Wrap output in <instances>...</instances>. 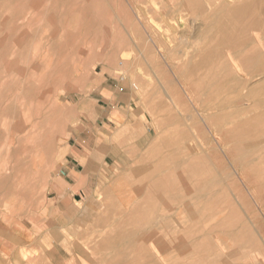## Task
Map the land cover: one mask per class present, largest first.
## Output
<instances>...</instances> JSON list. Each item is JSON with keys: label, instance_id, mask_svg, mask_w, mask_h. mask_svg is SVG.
I'll use <instances>...</instances> for the list:
<instances>
[{"label": "rangeland", "instance_id": "374dc122", "mask_svg": "<svg viewBox=\"0 0 264 264\" xmlns=\"http://www.w3.org/2000/svg\"><path fill=\"white\" fill-rule=\"evenodd\" d=\"M15 1L0 0V29L25 7L35 35L27 59L43 57L46 66L33 85L56 101L57 112L48 103L42 116L30 118L28 127L40 137L27 143V172L18 170L19 177L6 184L0 180V264H264V61L242 58L248 63L241 73L232 63L224 70V55L235 51L227 41L240 26L229 9L204 7L196 27L208 30L194 34L187 24L174 36L171 21L151 14L156 1L145 0L139 4L146 9L142 19L156 40L146 38L142 27L134 31L144 40L128 49L120 30L129 15L137 19L133 0ZM179 7L191 21L190 1L188 10ZM260 43L256 54H264ZM7 45L9 55L25 51ZM246 45L237 48L241 57L252 49ZM107 85L111 93L103 96ZM102 109L114 114L104 117ZM95 133L111 136L115 153L95 145ZM14 139L12 132L0 136V143L8 142L0 149L1 169L15 165L14 154L7 153ZM126 143L130 150H124ZM87 147L100 150L93 165L78 166V178L88 186L67 184L68 150ZM43 150L58 152L50 160L42 158ZM43 169L51 171L44 184ZM34 184L41 195L36 203L18 192ZM24 233H33L32 239Z\"/></svg>", "mask_w": 264, "mask_h": 264}, {"label": "bare ground", "instance_id": "6f19581e", "mask_svg": "<svg viewBox=\"0 0 264 264\" xmlns=\"http://www.w3.org/2000/svg\"><path fill=\"white\" fill-rule=\"evenodd\" d=\"M15 1V0H14ZM25 1V0H24ZM145 0H133V2H135L137 4V7H135L133 10L135 11V16L137 17V19H131V15H129L130 17L126 19L125 22H123V29L124 31L126 32V35L127 37L125 36V33L124 31L120 30V35L122 34V36L124 37L122 39V45L123 46H126L125 48H130V44L131 42H136L137 45H139V40H144V38H142L141 36H137V34H135V31L134 30H137L139 32V30L142 29V27L144 28V33L146 34V38L148 36V38H150L153 42L154 40H156V34H151L150 31H149V28L146 24H144L143 22V19L142 17L145 16V8H142L141 6H139V4H141L142 2H144ZM156 1L155 3V7H153V13L151 14H154L155 16H157L158 18L162 19V20H167V21H171L172 23L169 24V26L171 27V32L172 34L175 36L177 35L178 33V30H180L181 27H184V26H187V24H191L190 26L193 27L194 30L192 31H196L194 34H197V32H199L198 30L201 29V25L200 24H197L200 25L199 28L196 27V22L199 18H197V16L199 14L197 13H201V10H203V8L205 7L209 12H214L216 8H221L223 7L224 9L227 8L229 9L228 12L231 13V15L233 14L234 17L237 19V22L239 23V27L235 30V32H233L235 34V38L233 40H229L227 41V44L228 42L231 43V41L234 43V48L233 50L235 51H232V52H228L226 55H224V61H223V64L225 66V64H228V66L232 63V65L234 66V68L238 71V73H241V71L243 70V68L247 67V62H245L243 59H246V60H249V61H252L254 58H261V60L264 61V54L263 52H261L260 54H256V48L257 45H260L261 41H264V0H154ZM187 4V1L191 3V8H192V11H191V16H193V19L190 21L189 20V13H185L184 12L182 13V9L179 7L180 5L181 6H185L186 7V4ZM16 4H19V2L15 1ZM26 2V1H25ZM50 2V1H49ZM58 2V1H57ZM108 2V1H107ZM61 3V2H60ZM62 3H63V0H62ZM129 3V2H128ZM15 4V3H14ZM27 4V2L25 3ZM71 4V3H70ZM135 4V5H136ZM61 5L60 4V8H61ZM110 5V4H109ZM18 6V5H17ZM34 6L36 8H38L39 6H41V2L39 3H36L34 4ZM33 6V7H34ZM116 6V5H115ZM144 6V5H143ZM45 7V6H43ZM54 7V6H53ZM71 7V6H70ZM116 8V7H115ZM146 8H147V5H146ZM197 9L196 10H194ZM231 8V9H230ZM25 7H19L17 8V12L15 15H12V21H11V25L8 26V24H3L5 29L3 31V26H2V31L0 29V33L2 32V34L6 33L8 34L9 36L7 37H0V136H2L4 134V131H5V134H9L12 132V135L14 136V142L13 143V147H9L7 148L8 150V154H14L13 156V163H15V165H13V169H10L8 168V166H6V168H0V180L3 181L5 184L7 183L8 179H11V181L13 180V178L15 177H19V174H18V170H22L23 172H21V174L23 175L24 174V170H25V173L27 172V167H26V161H27V156H26V153L28 152L27 150V143L29 141H35L36 139H39L40 137V134L39 133H36V131L34 132V130H31V128L28 127V125H30L29 123H31L34 119V116H36L37 118H39L40 116H42L44 114V108L46 107V105L48 103H50L49 105H51V108L53 110V114H55L57 112V104H56V101L55 102H51L53 100L50 101V99H48V94L45 93V91L41 88V87H36L35 89V86L33 85L34 83V79H35V75L37 73H39V80H40V77L41 75H43L44 73V70H43V64H44V60H43V57H36L34 60L32 61H28L27 59V51H26V46L27 44L29 43V40L34 37V30L30 29L31 27H29V15L27 16V13H25ZM43 9V8H42ZM51 9V8H50ZM138 9V11L136 10ZM145 9V10H144ZM187 9V7H186ZM226 9V10H227ZM11 10V9H10ZM22 10L24 12H22ZM41 10V8H40ZM39 10V11H40ZM54 10V9H53ZM52 10V11H53ZM60 10V9H59ZM188 10V9H187ZM191 9H189V12H190ZM12 11V10H11ZM34 11V10H33ZM51 11V12H52ZM55 11V10H54ZM114 11V10H113ZM199 11V12H198ZM221 11V10H220ZM219 12H216V13H220ZM224 11V10H223ZM222 11V12H223ZM9 12V11H8ZM32 12V11H31ZM29 12V13H31ZM35 12V11H34ZM49 12V13H51ZM60 12V11H59ZM58 12V13H59ZM146 12H150L149 10L146 11ZM45 13V12H44ZM43 13V14H44ZM48 13V14H49ZM64 13V12H63ZM109 13V12H108ZM134 13V12H133ZM33 14V13H32ZM38 14V13H37ZM207 14V12L205 13ZM209 14V13H208ZM214 14V13H213ZM7 15V13L5 14ZM4 15V16H5ZM9 15V14H8ZM46 15V14H44ZM110 16L113 15V14H109ZM108 15V16H109ZM114 15H117V14H114ZM212 15V14H211ZM210 15V17H211ZM226 15V14H225ZM47 16V15H46ZM202 16V15H200ZM205 16V15H204ZM213 16V15H212ZM219 17V15H217ZM7 17V16H6ZM35 17V16H34ZM50 17V16H49ZM114 17V16H113ZM216 17V18H218ZM233 17V18H234ZM10 18V17H7V19ZM47 18V17H46ZM119 18V17H117ZM151 18V17H150ZM153 18V17H152ZM151 18V19H152ZM208 18V17H207ZM215 18V19H216ZM3 19V18H2ZM6 19V20H7ZM53 19V18H52ZM59 19V18H58ZM63 19V18H62ZM70 19V18H69ZM108 19V18H107ZM121 19V18H120ZM201 19V18H200ZM225 19V18H223ZM9 20V19H8ZM115 20V18H114ZM123 20V19H122ZM214 20V19H213ZM4 20L0 21L2 24ZM58 21V20H57ZM153 21V20H152ZM208 21V19H207ZM210 21V20H209ZM215 21V20H214ZM17 22V23H16ZM33 22V21H32ZM111 22H112V18H111ZM5 23H7L5 21ZM34 23V22H33ZM39 23V22H38ZM122 23V22H121ZM154 23V21H153ZM199 23V22H198ZM202 23V22H201ZM208 23V22H207ZM212 23V22H211ZM224 23V22H223ZM44 24V23H43ZM57 24V23H56ZM113 24V22H112ZM120 24V23H119ZM155 24V23H154ZM158 24V23H157ZM206 24V23H205ZM203 24V25H205ZM210 24V22H209ZM28 25V26H27ZM212 25H215V24H212ZM29 27L30 30H27L25 27ZM37 26V25H36ZM113 26V25H112ZM156 26H159L156 25ZM56 27V26H55ZM207 27V25H206ZM211 27V26H210ZM214 27V26H213ZM41 28H42V25H41ZM52 28V27H51ZM114 28V27H113ZM40 29V27H39ZM96 29V28H94ZM198 29V30H197ZM205 29V28H204ZM209 29V27H208ZM206 29V30H208ZM213 29V28H211ZM210 29V31H211ZM114 30V29H113ZM202 31H206V30H203L201 29ZM65 31V30H64ZM63 31V32H64ZM98 31V30H97ZM185 31V30H184ZM216 31V30H215ZM169 32V31H168ZM182 32V31H181ZM188 32V31H187ZM65 33V32H64ZM78 33V32H77ZM106 33V32H105ZM113 33V31H112ZM189 33V32H188ZM205 33V32H204ZM62 34V33H61ZM114 34V33H113ZM144 34V35H145ZM161 34V33H160ZM167 34V33H166ZM170 34V32L168 33ZM167 34V35H168ZM187 34V33H186ZM190 34H192L190 32ZM194 34H192L191 36L192 37H195L193 36ZM201 34V32H200ZM206 34V33H205ZM213 34V33H212ZM172 35V37H173ZM182 35V34H180ZM184 35V34H183ZM202 35V34H201ZM204 35V34H203ZM202 35V36H203ZM233 35V34H232ZM6 36V35H5ZM55 36V35H54ZM63 36V35H62ZM62 36L60 37V39L62 38ZM112 36V35H110ZM199 36V34H198ZM200 36V37H202ZM209 36V35H208ZM227 36V35H226ZM69 37V36H68ZM106 37V35H105ZM171 37V36H170ZM171 37V38H172ZM185 37V36H183ZM181 37V38H183ZM191 37V38H192ZM197 37V36H196ZM199 37V38H200ZM213 37V35L211 36ZM58 38V36H57ZM70 38V37H69ZM111 38V37H109ZM168 38V37H167ZM190 38V37H188ZM6 39V41H4ZM68 39V38H67ZM65 39V40H67ZM113 39V38H112ZM149 39V40H150ZM177 39V38H176ZM194 39V38H193ZM73 41V39H71ZM75 40V39H74ZM150 40V41H151ZM184 40V38H183ZM191 40V39H190ZM54 41V40H53ZM63 41V40H62ZM71 41V42H72ZM76 41V40H75ZM111 41V39H110ZM109 41V42H110ZM148 41V40H147ZM194 41V40H193ZM202 41V40H201ZM204 41V40H203ZM226 41H225V44H226ZM6 42V43H5ZM9 42L13 44H15L18 48H24L25 51L23 50L22 52H20L19 54H16V53H11V55H9L8 53V45ZM108 42V43H109ZM112 42V41H111ZM110 42V43H111ZM177 42H178V39H177ZM195 42H198V41H195ZM70 43V41L68 42ZM75 43V42H74ZM187 43H190V41ZM204 43V42H203ZM72 44V43H71ZM113 44V43H112ZM155 44V43H154ZM183 43H181L182 45ZM243 44H247L248 46L250 45L252 47L251 51L248 53V55H246V57H241L240 54V50H238L237 48H239V46L243 45ZM58 45V44H57ZM60 45V44H59ZM173 45V44H171ZM190 45V44H188ZM198 43L194 46H197ZM202 45V44H201ZM246 45V46H247ZM46 46V45H45ZM74 46V45H73ZM112 46V45H111ZM115 46V45H114ZM175 46H178L174 44V46L172 47L174 49ZM187 46V45H186ZM192 46V44H191ZM205 46V45H204ZM231 46V45H230ZM247 46V47H248ZM11 47V46H10ZM13 47V46H12ZM48 47V46H47ZM60 47V46H59ZM62 47V46H61ZM180 47V46H179ZM233 47V46H232ZM31 48V47H30ZM106 48V47H105ZM163 48V47H161ZM160 48V49H161ZM177 48V47H176ZM181 48V47H180ZM185 48V47H184ZM190 48V46H189ZM188 48V49H189ZM193 48V47H191ZM198 48V47H197ZM196 48V49H197ZM67 49V48H66ZM111 49V48H110ZM157 49V48H156ZM168 49V48H166ZM187 49V50H188ZM14 50V49H13ZM12 50V51H13ZM68 50V49H67ZM163 50L165 51V49L163 48ZM175 50V49H174ZM187 50H184V52L186 51L187 53ZM192 50V49H191ZM230 50V49H229ZM243 50V49H241ZM10 51H11V48H10ZM180 51V50H179ZM178 51V52H179ZM183 51V49L181 50ZM180 51V52H181ZM200 51V50H199ZM246 51V50H245ZM69 52V51H68ZM156 52V51H155ZM166 52V51H165ZM169 52V51H168ZM167 52V53H168ZM191 52H194V51H191ZM196 52V51H195ZM194 52V53H195ZM203 52V51H202ZM124 53V56L125 58L129 59L130 54L127 49L123 51ZM158 53H160L158 51ZM176 53V51L174 52ZM190 53V52H189ZM30 54V53H29ZM170 54V53H168ZM193 54V53H192ZM166 55V54H165ZM191 57V55H189ZM193 56V55H192ZM238 56H240L241 58L239 59ZM29 57V55H28ZM185 57V56H184ZM166 58V57H165ZM165 58H164V61H165ZM183 60V59H182ZM168 61V60H167ZM166 63V62H165ZM256 63V62H255ZM55 65V64H54ZM154 65V64H153ZM170 65V64H169ZM192 65V64H191ZM207 65V63H206ZM155 66V65H154ZM188 66V65H187ZM260 66V64H259ZM44 67L45 64H44ZM54 67V66H53ZM170 67V66H169ZM173 67V66H171ZM190 67V66H188ZM258 67V66H257ZM186 68V67H185ZM225 68H227L226 66L224 67V70ZM56 69V68H55ZM219 70V69H218ZM189 71V70H188ZM221 71V69L219 70ZM226 71V70H225ZM224 71V72H225ZM55 72V71H54ZM184 72V71H183ZM182 72V73H183ZM181 73V75H182ZM237 73V72H236ZM235 73V74H236ZM218 74V73H217ZM221 74V73H219ZM53 75V74H52ZM188 75V74H187ZM226 75V74H225ZM239 75V74H238ZM257 75V74H256ZM255 75V76H256ZM217 76V75H216ZM221 76H223L221 74ZM221 76H218L219 78ZM56 78V77H55ZM218 78V79H219ZM241 78V77H240ZM52 79V78H51ZM54 81V79H53ZM52 81V82H53ZM215 81V79H214ZM217 83V82H216ZM40 84V82H39ZM39 84L37 86H39ZM48 84V83H47ZM46 84V86H47ZM215 84V83H214ZM242 84V83H241ZM45 86V87H46ZM43 87V86H42ZM49 87V86H48ZM239 87V86H238ZM51 88V87H50ZM227 88V87H226ZM225 88V89H226ZM210 89V88H209ZM29 90L32 91V94L31 96H29ZM238 89H236L237 91ZM235 91V90H234ZM246 92V90H244ZM243 91V92H244ZM250 91V90H249ZM48 92V91H47ZM50 92V91H49ZM167 94V93H166ZM240 94V93H239ZM248 94V93H247ZM172 97V96H171ZM170 99L173 101V98ZM190 97V96H189ZM244 97V96H242ZM46 99L49 101V102H46ZM227 99V98H226ZM34 103H30L33 102ZM195 100V99H194ZM196 101V100H195ZM194 101V102H195ZM237 101V100H236ZM52 103V104H51ZM172 103V102H171ZM174 103V102H173ZM176 104V103H175ZM174 104V105H175ZM228 106V105H227ZM231 106V105H230ZM222 107V106H221ZM50 108V109H51ZM227 108V107H225ZM49 109V110H50ZM222 109V108H221ZM48 110V107L47 109ZM191 113V112H190ZM56 115V114H55ZM214 115V114H213ZM211 117V116H210ZM30 118H33L30 120ZM36 120H39V119H36ZM42 120V119H41ZM41 122H37L35 126H38ZM42 124V123H41ZM40 130V129H39ZM4 137V136H3ZM197 141V140H196ZM6 143L8 142H4V143H0V149L2 150H6ZM185 143V142H184ZM16 144V145H14ZM203 144V143H202ZM8 145V144H7ZM197 145V144H196ZM199 145V144H198ZM189 146V145H188ZM8 147V146H7ZM189 148V147H188ZM191 148V147H190ZM12 150V151H11ZM196 150V149H195ZM5 152V151H3ZM58 152V150H43V157H46L47 158L49 157L50 160L53 159V156L54 154H56ZM54 153V154H53ZM246 159V158H245ZM5 159H3V162H4ZM244 161V160H243ZM242 161V162H243ZM250 161V160H249ZM12 162V161H11ZM2 163V161H1ZM0 163V164H1ZM12 163V164H13ZM241 163V162H240ZM245 163V162H244ZM9 165V164H8ZM24 165V166H23ZM1 166V165H0ZM10 166V165H9ZM50 166V165H49ZM241 166V165H240ZM247 166V165H246ZM249 166V165H248ZM45 169V168H44ZM42 170V175H41V182L42 184H44L46 181L49 182L48 180H50V177H51V171L48 170L45 171V170ZM53 170V169H52ZM56 170V169H55ZM18 171V172H17ZM39 171V170H38ZM55 172V171H54ZM160 174L157 173L156 175ZM179 180V179H178ZM10 181V180H9ZM150 181V180H149ZM152 181V180H151ZM177 181V180H176ZM37 182V181H36ZM39 182V181H38ZM37 182V183H38ZM51 183V182H50ZM12 184V182H11ZM58 184V183H57ZM21 185V184H20ZM39 185V184H38ZM41 185V184H40ZM153 185V184H152ZM22 186V185H21ZM56 186V185H55ZM6 187V186H5ZM52 187V186H51ZM57 187V186H56ZM148 187V186H147ZM18 189V188H17ZM37 186L36 184L34 185H31L30 187L29 186H23L21 189H18L19 193L26 199H30L31 202L33 203H36L39 202V199L41 198V195H37ZM59 189V188H58ZM176 189V188H175ZM17 191V190H16ZM2 192V191H1ZM176 191L174 190V193ZM13 193V192H12ZM173 193V194H174ZM166 194V193H165ZM45 194H43L42 196L44 197ZM171 195V194H170ZM176 195V194H175ZM173 196V195H172ZM177 196V195H176ZM181 196V195H180ZM3 197V196H2ZM178 197V196H177ZM21 198V197H20ZM171 198V197H170ZM169 199V198H168ZM44 200V199H43ZM161 201V200H160ZM163 201V200H162ZM1 202V201H0ZM10 202H11V199H10ZM8 203V202H7ZM42 203V202H41ZM162 202H160V205ZM13 204V203H12ZM159 204V203H158ZM5 205V204H4ZM159 205V206H160ZM132 206V205H131ZM186 206V205H184ZM13 207V206H12ZM90 207V206H89ZM162 207V206H161ZM165 207V206H164ZM189 207V206H188ZM9 208V207H8ZM11 208V207H10ZM9 208V209H10ZM31 209V208H30ZM87 209V208H86ZM161 209V208H160ZM168 209V208H167ZM187 209V208H186ZM185 209V210H186ZM26 211V210H25ZM170 211V210H169ZM177 211V210H176ZM159 212V210L157 211ZM4 214V213H3ZM10 214V213H9ZM159 214V213H157ZM170 216V215H169ZM174 216V215H173ZM165 217V216H163ZM168 217V215H167ZM171 217V216H170ZM156 218V217H155ZM166 218V217H165ZM174 218H176L174 216ZM173 218V220H174ZM157 219V218H156ZM164 219V218H163ZM167 219V218H166ZM177 219V218H176ZM1 220V218H0ZM10 221V220H9ZM152 221V220H151ZM154 221V220H153ZM158 221V220H157ZM160 221H162L160 219ZM153 223V222H152ZM157 223V222H156ZM154 222V224H156ZM178 223V222H177ZM159 224V222H158ZM173 224V223H172ZM157 225V224H156ZM111 226V225H110ZM159 226V225H158ZM171 226V225H170ZM176 226V225H175ZM179 226V224H178ZM254 226V225H253ZM112 227V226H111ZM154 227V225H153ZM169 227V226H168ZM76 228V227H75ZM161 228V227H160ZM2 229V228H1ZM77 229V228H76ZM101 230V229H100ZM99 231V229H98ZM97 231V232H98ZM104 231V230H103ZM29 232V231H27ZM102 233V231H99ZM129 232V231H128ZM126 233V231H125ZM132 235V231L130 233ZM24 237L26 238H31L33 236V233H32V236L29 237L26 233L23 234ZM36 236V235H35ZM129 238V237H128ZM127 238V240H128ZM32 239V238H31ZM37 239V238H36ZM89 239V238H88ZM35 240V239H34ZM121 240H125L124 238ZM120 240V241H121ZM32 241V240H31ZM129 241V240H128ZM124 243H126L125 241H123ZM122 243V242H121ZM123 243V244H124ZM130 243V242H129ZM122 244V245H123ZM132 244V243H131ZM100 245V244H99ZM101 246V245H100ZM116 246V245H115ZM114 246V247H115ZM232 246V245H231ZM119 247V246H118ZM122 247V246H121ZM120 248V247H119ZM226 249V248H225ZM113 251L114 250H117V249H112ZM125 250V249H124ZM227 250V249H226ZM1 251V250H0ZM15 251V250H14ZM112 251V252H113ZM232 251V250H231ZM110 252V251H109ZM120 252V251H119ZM122 252V251H121ZM120 252V254H121ZM111 253V252H110ZM2 254V253H1ZM77 254V252H76ZM130 254V253H129ZM110 255H113V254H110ZM109 255V256H110ZM128 255V254H127ZM259 255V253H258ZM255 256V255H254ZM126 257V256H124ZM124 257H123V260H124ZM133 257V256H132ZM260 257V256H259ZM84 258H88V257H84ZM111 259L113 258L110 257ZM263 259V257H262ZM17 260V259H16ZM125 261V260H124ZM93 262V261H92ZM91 262V263H92ZM123 262V261H122ZM135 262V261H134ZM258 262V261H257ZM262 262H264L262 260ZM15 264H44L43 263V259H35V260H32V261H27V262H24L22 263L21 260L18 259V261L14 262ZM85 263V262H84ZM90 263V264H91ZM166 263V262H165ZM259 263V262H258Z\"/></svg>", "mask_w": 264, "mask_h": 264}, {"label": "crops", "instance_id": "0c3cea01", "mask_svg": "<svg viewBox=\"0 0 264 264\" xmlns=\"http://www.w3.org/2000/svg\"><path fill=\"white\" fill-rule=\"evenodd\" d=\"M104 93L106 95H109L111 93V87L109 85H107L106 87H104V92H102V95L104 96ZM114 111V110H113ZM101 114L104 117H109V115L114 114L113 112H111L110 110H101ZM91 141H93V143L96 145L100 142V146L103 147L104 149L107 150H102V151H107V153H115L114 150V145L111 143V136L108 135H104V134H100V135H96V133L94 134V136L92 135L91 137ZM129 144L126 143L124 146V150H130L128 149ZM88 149H81V148H74L73 150H68L69 152L66 154V162H65V166L66 169L68 171L67 176L65 177V182L69 185H75V186H81V185H85L88 186V182L84 183L81 180H79L78 178V166L79 165H93L94 160L96 159L95 156L99 154L100 150H94L91 147H87ZM91 148V149H90ZM109 150V151H108ZM102 153V152H101ZM86 166H84L85 168ZM83 168V169H84ZM80 189V188H79Z\"/></svg>", "mask_w": 264, "mask_h": 264}]
</instances>
